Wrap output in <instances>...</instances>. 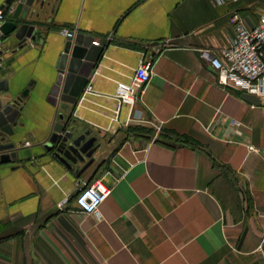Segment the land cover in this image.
<instances>
[{
	"label": "crops",
	"instance_id": "obj_1",
	"mask_svg": "<svg viewBox=\"0 0 264 264\" xmlns=\"http://www.w3.org/2000/svg\"><path fill=\"white\" fill-rule=\"evenodd\" d=\"M260 11L264 0H47L39 36L0 44L2 105L29 88L17 157L0 165V264H264V107L219 87L209 62L229 46L231 14L251 26ZM61 30L103 47L92 92L73 104L50 95ZM142 56L153 58L150 82L113 122L116 82ZM136 111L142 123L129 122ZM60 116L99 146L79 176L42 147ZM96 181L109 193L81 214L75 194Z\"/></svg>",
	"mask_w": 264,
	"mask_h": 264
},
{
	"label": "water",
	"instance_id": "obj_2",
	"mask_svg": "<svg viewBox=\"0 0 264 264\" xmlns=\"http://www.w3.org/2000/svg\"><path fill=\"white\" fill-rule=\"evenodd\" d=\"M47 0H5L0 6L5 21L0 26V44L10 40L12 45H24L25 40L33 41L40 35L37 24L39 11L46 5ZM19 43V44H16ZM91 38L74 35L65 38L62 51L54 64L56 79L52 86L54 90L53 103L60 93V100L73 104L80 96L88 82V78L100 60L103 47L91 45ZM6 82L0 81V92H7ZM30 87L32 84L29 85ZM43 86V85H42ZM29 88L21 96L5 105L0 101V165L8 164L17 157L13 124L19 116L18 104L22 96L28 95ZM241 99L250 105H259V100L248 94H241ZM61 120L54 125L52 134L42 142L44 151L52 159L62 165L75 176L81 175L94 160V152L99 146H94L96 138H88L89 133L75 129L74 122ZM11 140L8 141V140Z\"/></svg>",
	"mask_w": 264,
	"mask_h": 264
},
{
	"label": "built area",
	"instance_id": "obj_3",
	"mask_svg": "<svg viewBox=\"0 0 264 264\" xmlns=\"http://www.w3.org/2000/svg\"><path fill=\"white\" fill-rule=\"evenodd\" d=\"M215 6L227 3H236L239 0H211ZM5 21L3 10L0 7V26ZM232 28L230 43L227 48L220 49L209 58L211 69L215 75V83L222 88L230 89L238 95L248 94L259 100V105L264 107V11L259 12L255 24L249 26L240 15L232 13L228 19ZM73 32L61 30V34L67 38ZM98 46L99 42L94 41ZM153 58L142 56L134 70L129 82H116V93L113 95L117 105L113 110L112 121L118 123V116L123 105L129 106L135 111V106L141 100L145 86L150 82ZM86 87V88H85ZM84 94L91 93V78L85 85ZM130 123H142L141 112L129 118ZM227 125L237 128L236 120L229 119ZM208 130V128H207ZM159 128L156 127L157 135ZM209 132V130H208ZM109 190L100 181L79 188L74 197L77 211L84 215H95ZM62 208L63 203H60Z\"/></svg>",
	"mask_w": 264,
	"mask_h": 264
},
{
	"label": "trees",
	"instance_id": "obj_4",
	"mask_svg": "<svg viewBox=\"0 0 264 264\" xmlns=\"http://www.w3.org/2000/svg\"><path fill=\"white\" fill-rule=\"evenodd\" d=\"M128 133H137V134H141L143 133L145 130L144 128H140V127H133V128H128ZM148 134L151 136L152 135V131H147ZM157 141V140H156Z\"/></svg>",
	"mask_w": 264,
	"mask_h": 264
}]
</instances>
